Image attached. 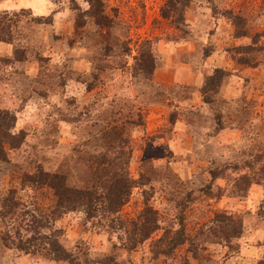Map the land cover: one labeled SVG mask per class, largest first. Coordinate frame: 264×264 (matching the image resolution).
Returning a JSON list of instances; mask_svg holds the SVG:
<instances>
[{"label":"rangeland","instance_id":"374dc122","mask_svg":"<svg viewBox=\"0 0 264 264\" xmlns=\"http://www.w3.org/2000/svg\"><path fill=\"white\" fill-rule=\"evenodd\" d=\"M4 115L0 264H264V0H0Z\"/></svg>","mask_w":264,"mask_h":264},{"label":"trees","instance_id":"16d2710c","mask_svg":"<svg viewBox=\"0 0 264 264\" xmlns=\"http://www.w3.org/2000/svg\"><path fill=\"white\" fill-rule=\"evenodd\" d=\"M5 120V115L3 117H0V123L1 121ZM5 129V128H4ZM12 138L10 133L7 131L2 132L0 130V145L3 144L4 141H9ZM1 148V147H0ZM25 182H29L35 187H48L52 189L57 196L59 200V205L62 208H67L69 206H74L76 204H84V201L86 202L89 197L94 195V192L90 189H70L65 185V180L62 176H59L57 174H49L41 169H37L33 174L25 176ZM126 181L124 180H117L112 183V185L108 188L107 192L105 193L104 197H111L115 198L116 200V208L120 207L124 204L125 199L128 197V191L130 186H122L123 183ZM67 206V207H66ZM176 244H181L179 243ZM49 246L51 248L56 247L58 250L56 252H60L61 247L59 244L54 241H49ZM175 244V243H174ZM60 257L59 259H61ZM66 258H63L65 260ZM65 261H71L70 259H66Z\"/></svg>","mask_w":264,"mask_h":264}]
</instances>
